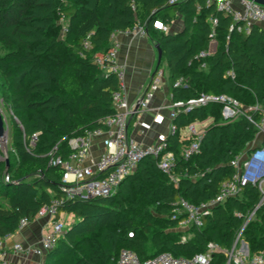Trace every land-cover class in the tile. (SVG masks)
<instances>
[{"label": "trees", "instance_id": "16d2710c", "mask_svg": "<svg viewBox=\"0 0 264 264\" xmlns=\"http://www.w3.org/2000/svg\"><path fill=\"white\" fill-rule=\"evenodd\" d=\"M176 13L183 23L180 32L153 28L155 20L169 25ZM60 17L67 21L62 36ZM135 24L145 26L159 45V67L163 63L168 69L170 102L212 92L228 95L244 108L264 107V25L253 24L247 32L236 25L230 30L231 19L213 2L0 0V96L13 116L11 150L0 161V240L18 231L21 218L33 221L53 200L60 201L59 214L74 216L42 264H117L122 249L144 261L163 252L190 259L208 243L229 248L259 201L256 186L247 184L213 207L199 228L180 231L178 218L171 219L179 198L193 205L214 198L235 172L231 159L249 152L254 143L257 131L246 118L223 122L218 104L193 108L172 120L176 130L166 142L176 160V183L161 172L158 159L145 157L109 196L67 197L62 191L63 171L49 165L46 154L56 146L55 155L66 159L72 152L70 139L101 127V120L114 115L112 93L119 88L118 80L94 60L108 52L112 33ZM87 36L90 48L84 49ZM212 41L214 50L195 59ZM228 70L233 78L225 75ZM178 78L186 86L173 88ZM249 113L254 119L259 116L258 110ZM210 120L199 152L184 160L181 152L193 138L182 137L181 131ZM35 133L37 142L29 147ZM241 238L250 254H264V204ZM213 258L223 262L220 254Z\"/></svg>", "mask_w": 264, "mask_h": 264}, {"label": "built area", "instance_id": "2783aa9c", "mask_svg": "<svg viewBox=\"0 0 264 264\" xmlns=\"http://www.w3.org/2000/svg\"><path fill=\"white\" fill-rule=\"evenodd\" d=\"M181 0H167L168 4H176ZM213 2L217 11L231 19L230 30L236 25L238 31L247 32L251 25H264V6L252 0H238V7H234L231 0H207ZM62 19V17H60ZM212 24L215 23L211 19ZM154 29L161 32H168V25L160 20L152 23ZM65 30V29H64ZM120 33L137 35L144 37L148 35L145 26L135 24L130 30ZM116 33L110 35V48L104 56H97L95 63L106 72L115 74L119 88L112 93V104L115 110L114 115L101 120V127L91 131H85L84 136L72 138L68 145L72 152L66 159L55 155L56 146L47 154L48 164L59 166L62 173V191L67 197L91 198L109 196L113 194L117 187L136 169L138 163L145 157L158 159V168L172 182L176 183L174 175L175 156L167 150V136L176 130L172 120L180 113H188L191 109L209 104L221 106L220 115L223 122H228L242 115L257 131L256 138L249 152L234 156L230 165L235 172L232 177L224 182L218 194L198 205L188 203L179 198L173 205L172 220L178 218V230L185 231L190 226L201 227L203 218L211 213L213 207L223 203L226 199L235 197L240 189L251 184L256 186L259 192V201L253 211L248 215L242 227L238 231L235 240L229 248H221L216 244L208 243L204 252L196 254L190 259L176 258L169 252L160 253L152 258L141 261L131 250L122 249L118 254L117 264H219L214 262L213 255L220 254L223 257L221 264H264V254L262 252L250 254L247 243L241 238L242 231L255 211L264 204V107L257 104L244 108L234 98L218 93H203L197 98L189 99L186 102L176 101L169 104V124L165 133H158L155 140L150 145L139 144L129 134V121L136 118L140 113L149 108V104L154 98V94L165 83V72L161 67H157L143 94L134 103H129L123 90L124 71L116 62V53L119 43L114 39ZM214 44L212 41L210 45ZM202 51L194 58H204L214 49ZM84 49H89L88 36L82 41ZM215 48V47H214ZM107 62V64H106ZM204 68V64L201 65ZM231 78L234 73L228 70L225 74ZM186 80L178 78L172 83V87H184ZM259 111V116L254 119L249 111ZM164 116L155 114L152 123L162 124ZM139 126V133L144 134L150 125L145 122H136ZM195 124L186 126L183 131L185 137H192V142L183 148L181 156L187 160L190 156L199 152L200 139L203 129L195 130ZM199 124V123H198ZM39 133L30 136L28 146L33 147L37 142ZM94 142L101 143V151L94 160L90 157V150ZM8 180V177H5ZM59 200H53L48 206H42L35 215V218L48 217L49 223L41 239L33 245L15 243L10 250L14 254L32 255L40 258L50 252L56 241L61 237L65 229V222L59 217ZM29 224L27 218H21L18 224V231ZM131 234H129V237ZM185 240V236L181 237ZM0 264H23L22 262L12 261L6 257V247L0 242Z\"/></svg>", "mask_w": 264, "mask_h": 264}, {"label": "crops", "instance_id": "0c3cea01", "mask_svg": "<svg viewBox=\"0 0 264 264\" xmlns=\"http://www.w3.org/2000/svg\"><path fill=\"white\" fill-rule=\"evenodd\" d=\"M234 7H238V0H231ZM169 34H175L182 30L183 23L179 14H175L174 18L168 25ZM114 39L119 43L116 53V62L124 71L123 90L127 101L131 104L143 94L150 78L155 70L157 54L155 46L157 44L155 38L148 34L140 37L137 35L116 32ZM215 45L211 44L210 49H214ZM169 86L165 83L154 94V98L149 104V108L140 113L136 118L129 121V134L141 145H150L154 142L158 133H165L169 124ZM164 116L162 124L152 123L155 114ZM136 122H145L150 128L144 134L139 133V126ZM205 122V121H204ZM204 122L200 124L203 125ZM204 129V128H202ZM182 137L185 132L181 131ZM101 143L94 142L90 150V157L96 159L101 151ZM59 217L65 222V229L74 221L71 214L60 213ZM49 223L48 217L35 218L33 221L20 231L10 235L0 242L6 247V257L12 261L22 262L23 264H42L43 258L32 255L14 254L10 248L15 243L36 244L45 233ZM64 229V230H65Z\"/></svg>", "mask_w": 264, "mask_h": 264}, {"label": "rangeland", "instance_id": "374dc122", "mask_svg": "<svg viewBox=\"0 0 264 264\" xmlns=\"http://www.w3.org/2000/svg\"><path fill=\"white\" fill-rule=\"evenodd\" d=\"M58 24L60 26V33L59 35L62 36L64 33V29L66 26L67 21H65L63 18H59L58 19ZM3 51L0 50V54H2ZM161 68L164 69L165 72V80H166V85L169 86V80L167 78L168 76V69L166 68L165 65H163V63L160 66ZM0 112L3 118V122H4V129H5V135L0 138V161L6 160L7 158V153L8 151L11 150V135H12V120H13V116L11 115V113L4 107L1 96H0ZM211 123L210 121H205L203 123V125H201L200 123L195 124V130H199L202 128L207 127L209 124Z\"/></svg>", "mask_w": 264, "mask_h": 264}, {"label": "water", "instance_id": "95a60500", "mask_svg": "<svg viewBox=\"0 0 264 264\" xmlns=\"http://www.w3.org/2000/svg\"><path fill=\"white\" fill-rule=\"evenodd\" d=\"M254 1L255 3L259 4V5H262L264 6V0H252ZM155 49H156V54H157V61H156V67L155 69L159 66L160 62H161V50L159 48V45L156 44L155 46ZM5 135V129H4V122H3V118H2V115H1V112H0V138H2L3 136ZM7 175L5 174L4 175V179Z\"/></svg>", "mask_w": 264, "mask_h": 264}]
</instances>
